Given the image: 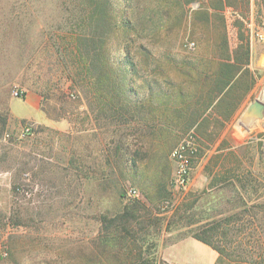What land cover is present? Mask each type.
I'll use <instances>...</instances> for the list:
<instances>
[{
    "label": "rangeland",
    "instance_id": "374dc122",
    "mask_svg": "<svg viewBox=\"0 0 264 264\" xmlns=\"http://www.w3.org/2000/svg\"><path fill=\"white\" fill-rule=\"evenodd\" d=\"M126 1L0 0V264L164 260L162 247L188 235L189 218L218 217L242 199L264 203V118L241 120L252 101H264V0H224V11L219 0H189L185 15L172 0ZM126 3L136 6L139 29L134 71L120 48ZM218 11L231 49L248 52L258 80L214 144L205 145L198 124L155 136L130 122L126 109L116 111L97 91L76 85L82 43L88 59L120 62L141 96L149 80L166 91L164 79L176 81L182 59L198 71L212 65L222 44ZM197 90L189 83L192 97ZM181 144L191 161L185 191L174 187L172 152ZM188 255L190 263L211 264L201 250Z\"/></svg>",
    "mask_w": 264,
    "mask_h": 264
},
{
    "label": "trees",
    "instance_id": "16d2710c",
    "mask_svg": "<svg viewBox=\"0 0 264 264\" xmlns=\"http://www.w3.org/2000/svg\"><path fill=\"white\" fill-rule=\"evenodd\" d=\"M107 1L109 0H104L106 3ZM127 1L132 2V0ZM172 1L185 15L184 6L189 3V0ZM219 1L223 5L221 11H224L228 5L224 0ZM135 10L136 6L126 3L121 17L123 37L122 47H120L133 71L136 70V62L131 56V48L134 35L136 36L139 32L135 21ZM221 11L218 12L222 21V44L217 46V52L211 61L212 65L204 66L202 71H198L188 59H182L181 63L176 64L178 74L176 81H170L168 77H165L166 91L162 90L158 79H154V81H147L145 88L148 92L141 96L139 92L129 87L120 62H117L116 67L115 62L88 59L91 52L87 49V44L82 43L79 45V49H82L80 51L82 59H78L81 69L77 74L79 79L76 80V85L83 84V88L97 91L100 94L95 96L103 99L109 107L117 108L116 111L126 109L130 122L137 121L140 123V128L154 133L155 136L164 131L174 130L187 133L198 124L196 129L204 137L205 145L214 144L217 141V132L225 129L234 119L258 80L250 71L248 52L246 51L245 55L238 49H231L226 20ZM91 13L93 16V11ZM97 17L103 20L105 14L97 13ZM116 28L117 24L114 23V29ZM80 38L84 40L86 36ZM138 48L146 50L143 45ZM98 50L100 55L102 45ZM164 58L168 62L174 61L170 55H165ZM189 83L198 88V97H192V93L189 92ZM155 89L161 90V97L165 99L163 103L161 102L163 106L156 102L160 96ZM109 93L112 94L111 98L117 100L116 103L107 102ZM169 99L175 100L173 108ZM192 105H195L194 109L191 108ZM162 117L171 121L174 119L175 123L162 125L159 121ZM205 119L207 121L204 124ZM209 129L213 130L212 133ZM197 202L195 199L194 205L189 206V211H192ZM189 224L193 227L189 229L188 235L205 243L218 253L216 264H264L263 202L248 205L242 199L240 207L231 209L228 213L219 214L218 217L213 218L202 217L197 220L189 218ZM136 264L169 263L162 259H146L140 255Z\"/></svg>",
    "mask_w": 264,
    "mask_h": 264
},
{
    "label": "crops",
    "instance_id": "0c3cea01",
    "mask_svg": "<svg viewBox=\"0 0 264 264\" xmlns=\"http://www.w3.org/2000/svg\"><path fill=\"white\" fill-rule=\"evenodd\" d=\"M191 250H201L204 256L209 258L211 264L217 263L218 253L210 246L189 235L180 236L176 240L163 246L162 255L164 260L169 264H199L189 262L188 253Z\"/></svg>",
    "mask_w": 264,
    "mask_h": 264
},
{
    "label": "built area",
    "instance_id": "2783aa9c",
    "mask_svg": "<svg viewBox=\"0 0 264 264\" xmlns=\"http://www.w3.org/2000/svg\"><path fill=\"white\" fill-rule=\"evenodd\" d=\"M188 147L185 144H181L172 152V159L176 163V172L174 177V187L178 191H185L189 186V178L191 174V161L187 155ZM129 196L138 198L139 191L137 189H130ZM170 205L169 202L165 204L167 208Z\"/></svg>",
    "mask_w": 264,
    "mask_h": 264
},
{
    "label": "water",
    "instance_id": "95a60500",
    "mask_svg": "<svg viewBox=\"0 0 264 264\" xmlns=\"http://www.w3.org/2000/svg\"><path fill=\"white\" fill-rule=\"evenodd\" d=\"M264 118V101L256 99L252 101L244 111L242 124L252 125Z\"/></svg>",
    "mask_w": 264,
    "mask_h": 264
}]
</instances>
